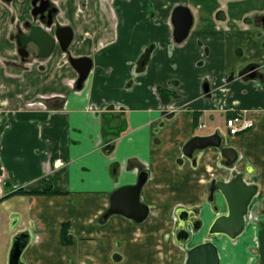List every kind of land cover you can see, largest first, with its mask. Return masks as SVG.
<instances>
[{
	"label": "crops",
	"instance_id": "0c3cea01",
	"mask_svg": "<svg viewBox=\"0 0 264 264\" xmlns=\"http://www.w3.org/2000/svg\"><path fill=\"white\" fill-rule=\"evenodd\" d=\"M50 1L56 12L49 32L70 27L71 48L56 44L47 57L31 50L24 59L15 32L34 19L30 0H0V168L7 193L0 200V264H9L20 233L28 239L19 264H157L158 217L182 207L201 215L212 179L241 172L264 199V0ZM176 6L192 15L179 43ZM82 56L92 66L76 88L69 57ZM235 113L254 124L231 135L218 117ZM214 132L239 154L231 169L217 147L192 157L182 151L193 135ZM147 163L140 193L147 218H104L110 194L135 184ZM45 185L60 193H13ZM224 204H217L219 213ZM210 208L212 220L217 212Z\"/></svg>",
	"mask_w": 264,
	"mask_h": 264
},
{
	"label": "water",
	"instance_id": "95a60500",
	"mask_svg": "<svg viewBox=\"0 0 264 264\" xmlns=\"http://www.w3.org/2000/svg\"><path fill=\"white\" fill-rule=\"evenodd\" d=\"M38 1L41 6L37 8L36 4ZM31 4L33 6L31 10L32 15H37L46 9L48 0H31ZM53 11L55 9L48 11V20L44 23L45 26L41 23L26 22L25 26L28 27V31L21 33V38L20 35L16 36L18 53L22 58L25 59L29 55L26 47L28 43H32L37 47L36 55L41 58L49 56L56 44L63 51L68 49L72 39V30L70 27L59 26L54 30L53 34L49 32V27L52 25L51 15ZM172 22L174 25V38L180 42L187 36L192 23V15L189 9L185 6H176L172 14ZM69 62L77 70L79 75L76 81V88H81L83 81L90 72L92 60L86 56L69 57ZM209 146L217 147L220 150L224 165L231 167L236 161L238 156L236 149L232 146L225 145L218 132L190 137L183 144L182 151L187 157H192L194 151ZM232 175V178L228 180L212 179L208 185L207 200L217 212V215L208 226L207 235L209 237L223 234L229 239L234 240L246 227V216L249 212L250 203L257 194L258 186L255 183H247L241 172H233ZM147 176V171L142 170L139 172L135 184L116 188L110 194V206L104 214V218L111 214H122L138 223L145 220L149 212V207L141 201L140 191L146 182ZM217 192L221 194L226 205V211L223 213H219L218 211V205L216 203ZM195 211L196 209L189 211L183 207L177 211L176 215L179 220L175 227L174 236L176 242L181 245L188 242L190 238V231L186 227L188 220L192 223L197 221V226L200 225V220H194V217H191ZM188 216L190 217L189 219ZM257 225L259 227L257 235L259 261L257 264H264V219L258 220ZM196 228L194 227V229ZM27 239L28 235L25 233H20L14 237L10 249L9 264H19L20 255L27 243ZM185 264H220L216 244L208 239L193 245L188 249Z\"/></svg>",
	"mask_w": 264,
	"mask_h": 264
},
{
	"label": "rangeland",
	"instance_id": "374dc122",
	"mask_svg": "<svg viewBox=\"0 0 264 264\" xmlns=\"http://www.w3.org/2000/svg\"><path fill=\"white\" fill-rule=\"evenodd\" d=\"M123 1L118 2V6H125ZM71 45L68 47L70 50ZM224 116L218 117L222 122ZM225 122H223L224 124ZM225 127V126H224ZM208 131L207 128L201 129L200 132ZM146 168L149 170L147 163ZM4 184V183H3ZM217 204L223 203L224 200L220 193H216ZM260 197L256 195L250 206V214L244 231L238 235L234 240L229 239L226 235H207L208 226L211 223V208L210 204L202 207L201 215H197V218L201 220L199 228L192 233L188 242L181 245L175 241L174 229L177 220L176 215L171 213L168 219L165 220L159 216V222L156 224L161 225L159 227V241L157 240V264H185L184 259L186 257L187 250L193 245L210 239L217 246L220 264H257L259 261L258 248H257V235L259 227L257 225L256 216L262 219V214L259 213ZM225 205V204H224ZM223 205V206H224ZM226 208V206H224ZM150 211V208H149ZM254 217V218H253ZM152 218V217H151ZM161 221V222H160ZM164 221V222H162ZM164 230V231H163ZM142 239V237L140 236ZM3 245V243H2ZM4 247V245L2 246ZM163 248L166 250L164 251ZM11 249V247H10Z\"/></svg>",
	"mask_w": 264,
	"mask_h": 264
},
{
	"label": "flooded vegetation",
	"instance_id": "af4514ba",
	"mask_svg": "<svg viewBox=\"0 0 264 264\" xmlns=\"http://www.w3.org/2000/svg\"><path fill=\"white\" fill-rule=\"evenodd\" d=\"M41 6V4H40V2L38 1L37 2V4H36V7L38 8V7H40ZM30 11H29V14H31V16H32V18H34L33 20H31V21H28V20H25L24 21V23H23V25L21 26V25H18L17 26V29H16V32H15V38H16V36H18V35H20V38H21V33H24V32H27L28 31V27L27 26H25V23L26 22H31V23H37V22H39V23H45L47 20H48V11L49 10H52V9H55V11H53L52 12V15H51V18L53 19V15H54V13L56 12V8H55V6L53 5V3L50 1V0H48V4L46 5V9L43 11V12H40V13H38L37 15H32V9H33V6H32V4H31V0H30ZM264 18H262V20H263ZM192 24V23H191ZM191 27V26H190ZM190 30V29H189ZM189 33V32H188ZM188 35V34H187ZM187 37V36H186ZM185 37V38H186ZM184 38V39H185ZM183 39V40H184ZM182 40V41H183ZM176 41V40H175ZM182 41H180V42H182ZM177 43H179L178 41H177ZM26 47H27V49H28V51H29V54H30V51L31 50H35V52L37 53V47L34 45V44H32V43H28L27 45H26ZM68 50V49H67ZM28 57H29V55H28ZM27 58V57H26ZM77 81V80H76ZM208 83H207V81L204 83V90H205V92H209V89H208V85H207ZM75 85H76V83H75ZM170 111V110H169ZM173 111H175V110H173ZM171 112H172V110H171ZM171 112H167L168 113V115L170 114L171 115ZM236 114H240L241 116H243L244 118H247L250 122H251V127L253 126V124H254V122H253V120H252V118H250L249 116L248 117H246V116H244L243 114H241V113H235V114H231L230 116H234V115H236ZM229 115H227L226 116V118H225V120H227V118H229L230 117ZM200 126H203V125H200ZM250 127V128H251ZM249 128V129H250ZM229 133V132H228ZM230 134V133H229ZM196 135H198V134H196ZM221 136V135H220ZM222 141H223V139H222ZM223 143H224V141H223ZM237 155L239 156V154L237 153ZM238 156H237V158H238ZM223 159V158H222ZM237 160V159H236ZM236 163V161L234 162V164ZM234 164L231 166V167H228V166H226V165H224L225 167H227V168H233L234 167ZM146 170L148 171V173H149V170L146 168ZM234 171V170H233ZM232 174L230 175V178L229 179H231L232 178ZM140 193H141V191H140ZM257 195V194H256ZM255 195V196H256ZM253 201V200H252ZM260 202V205H259V213L260 214H262L263 216H262V219H264V214H263V209H264V199L262 198L261 199V201H259ZM144 203V202H143ZM147 205V204H146ZM251 206V205H250ZM249 206V207H250ZM149 207V206H148ZM251 210V209H250ZM150 212V211H149ZM149 212H148V214H149ZM248 215H249V213H248ZM148 216V215H147ZM250 216H252L251 214H250ZM176 217H177V215H176ZM191 217H194V220L196 219H198L197 218V215L196 214H192V216ZM248 217V216H247ZM246 217V223H247V220H248V218ZM147 218V217H146ZM145 218V219H146ZM190 217L188 216V219H189ZM254 218V217H253ZM178 217H177V220H175L176 221V224L178 223ZM198 220H200V219H198ZM255 220H259V216H256V219ZM144 221V220H143ZM142 221V222H143ZM136 223H138V222H136ZM141 223V222H140ZM176 224H175V227H176ZM194 224V225H193ZM197 224H198V222L197 221H195V223H192L191 221H189L188 220V223H187V228H188V230L190 231V237H191V235H192V233L193 232H195L198 228H199V226L200 225H198L197 226ZM200 224H201V220H200ZM194 227H197L196 229H194ZM174 235H175V229H174ZM223 235V234H222ZM187 252H188V250H187ZM187 252H186V257H185V259H184V262H185V260H186V258H187Z\"/></svg>",
	"mask_w": 264,
	"mask_h": 264
},
{
	"label": "built area",
	"instance_id": "2783aa9c",
	"mask_svg": "<svg viewBox=\"0 0 264 264\" xmlns=\"http://www.w3.org/2000/svg\"><path fill=\"white\" fill-rule=\"evenodd\" d=\"M226 126L230 134H236L240 131L250 128L251 122L247 118L241 116L240 114H236L234 116L229 117L226 120ZM4 176H5V171L3 168H0V198H2L5 194L3 189Z\"/></svg>",
	"mask_w": 264,
	"mask_h": 264
},
{
	"label": "trees",
	"instance_id": "16d2710c",
	"mask_svg": "<svg viewBox=\"0 0 264 264\" xmlns=\"http://www.w3.org/2000/svg\"><path fill=\"white\" fill-rule=\"evenodd\" d=\"M21 192H24V193H60V191H55V190H52L50 188V186H44L42 189L40 190H32V191H22V189H16V191H14L13 193H21ZM61 240L63 241V243L67 244L71 241L70 239V236L67 235V224L64 223L62 225V231H61Z\"/></svg>",
	"mask_w": 264,
	"mask_h": 264
}]
</instances>
